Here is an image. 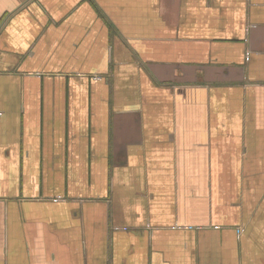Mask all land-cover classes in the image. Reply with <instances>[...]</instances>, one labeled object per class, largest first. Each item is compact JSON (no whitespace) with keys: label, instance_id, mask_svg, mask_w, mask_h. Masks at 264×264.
I'll return each mask as SVG.
<instances>
[{"label":"crops","instance_id":"obj_1","mask_svg":"<svg viewBox=\"0 0 264 264\" xmlns=\"http://www.w3.org/2000/svg\"><path fill=\"white\" fill-rule=\"evenodd\" d=\"M0 264H264V0H0Z\"/></svg>","mask_w":264,"mask_h":264}]
</instances>
